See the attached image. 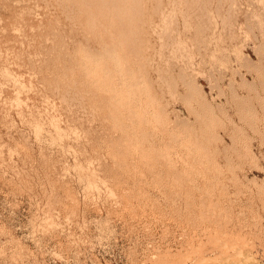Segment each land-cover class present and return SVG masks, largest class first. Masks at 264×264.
<instances>
[{"label":"rangeland","instance_id":"1","mask_svg":"<svg viewBox=\"0 0 264 264\" xmlns=\"http://www.w3.org/2000/svg\"><path fill=\"white\" fill-rule=\"evenodd\" d=\"M136 1L0 0V264H264V0Z\"/></svg>","mask_w":264,"mask_h":264},{"label":"bare ground","instance_id":"2","mask_svg":"<svg viewBox=\"0 0 264 264\" xmlns=\"http://www.w3.org/2000/svg\"><path fill=\"white\" fill-rule=\"evenodd\" d=\"M59 2H62L64 4L63 7L69 13H73L74 10L77 9L81 14L86 15L85 18L87 22H89L90 24H94L95 22V18L93 17V14H92L93 8L95 7H98V6L111 7V6H117V5H128L129 7H134L136 6V3H137L136 0H120V1L119 0H59ZM171 3H173V1ZM107 51L108 50H106V52ZM108 54H111V52L108 51ZM119 66L121 67L120 70H122V66L120 63H119ZM89 69H90L89 65L88 66L87 64L83 65L84 71L89 72ZM219 246L222 248H208V250L211 252L210 256L209 257L207 256L208 258L206 259L202 257L203 258L202 260H205V261L210 259V261L206 264H255V263H252L253 257L250 255L251 253L249 251H244L243 248H238V247L235 248L233 244L230 245L226 241H223ZM194 251L196 250L192 249L190 252L179 254L176 260L174 259V260L168 261V260L159 259L155 262V264H187V260L192 259V256L190 253ZM192 264H196V263H192Z\"/></svg>","mask_w":264,"mask_h":264}]
</instances>
